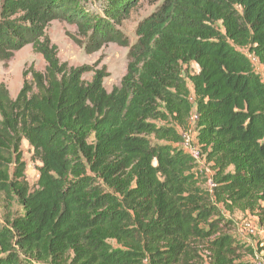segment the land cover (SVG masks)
<instances>
[{"label":"trees","instance_id":"16d2710c","mask_svg":"<svg viewBox=\"0 0 264 264\" xmlns=\"http://www.w3.org/2000/svg\"><path fill=\"white\" fill-rule=\"evenodd\" d=\"M140 1L0 0V61L31 45L47 64L14 100L0 83V264H252L225 212L264 221V0H165L131 44ZM57 20L87 54L129 48L120 86L60 61ZM194 109L209 189L184 148Z\"/></svg>","mask_w":264,"mask_h":264},{"label":"rangeland","instance_id":"374dc122","mask_svg":"<svg viewBox=\"0 0 264 264\" xmlns=\"http://www.w3.org/2000/svg\"><path fill=\"white\" fill-rule=\"evenodd\" d=\"M165 0H141L138 6L131 12L130 16L123 22L121 26L122 33L129 39L131 44L136 41V27L145 18L160 7ZM47 37L51 44L58 50V57L62 63H66L69 68H89V72L84 74L85 81H91L93 75L97 71L106 73L104 79V87L107 92H111L115 87L120 86L123 78L128 70V53L129 48L121 47L117 44L105 45L100 51L87 54L83 47L77 41L79 37L77 26L64 20H57L50 24L47 29ZM255 71L261 76L264 81V69L254 58H251ZM46 61L37 54L31 45L24 47L16 52L13 58L8 62L0 61V83L4 84L11 98L14 100L23 89L24 83L31 81L30 71L33 69L37 72H44L46 69ZM193 70L198 72L199 69L194 66ZM195 109L191 119V130L185 137V144L188 149L199 151L198 142L195 132ZM184 144V145H185ZM23 160L26 164V180L30 187H36L39 179V168L41 164L33 159L32 149L27 142L22 144ZM188 151V150H187ZM189 152V151H188ZM200 169L203 171V177L208 181L205 185L210 188L213 171L210 165H204L202 160ZM17 208L13 211L16 212ZM7 211L5 203L0 201V224L3 223V217ZM225 218L233 221L234 227L232 234L235 236L238 243L245 247L255 250L254 257H246L245 262L252 264H264V221L250 212L242 213L235 212L234 214L226 213ZM202 263L210 264V257L207 253H201Z\"/></svg>","mask_w":264,"mask_h":264},{"label":"built area","instance_id":"2783aa9c","mask_svg":"<svg viewBox=\"0 0 264 264\" xmlns=\"http://www.w3.org/2000/svg\"><path fill=\"white\" fill-rule=\"evenodd\" d=\"M185 144V143H184ZM188 147V145H184V148L186 149V151L188 150L189 151V153H190V155L192 156V157H194V159L200 164V152L198 151V150H195V149H188V148H186V147ZM212 188L214 187V185L213 184H211L210 185Z\"/></svg>","mask_w":264,"mask_h":264}]
</instances>
